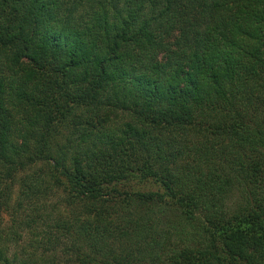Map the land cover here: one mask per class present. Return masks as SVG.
Returning <instances> with one entry per match:
<instances>
[{"label":"trees","instance_id":"1","mask_svg":"<svg viewBox=\"0 0 264 264\" xmlns=\"http://www.w3.org/2000/svg\"><path fill=\"white\" fill-rule=\"evenodd\" d=\"M0 208V264H264V0H0Z\"/></svg>","mask_w":264,"mask_h":264},{"label":"rangeland","instance_id":"2","mask_svg":"<svg viewBox=\"0 0 264 264\" xmlns=\"http://www.w3.org/2000/svg\"><path fill=\"white\" fill-rule=\"evenodd\" d=\"M130 188L141 191L155 190V186L150 182H131ZM15 188V187H14ZM12 197L9 199V206L12 204ZM10 225V216L8 208H0V230L6 229Z\"/></svg>","mask_w":264,"mask_h":264}]
</instances>
